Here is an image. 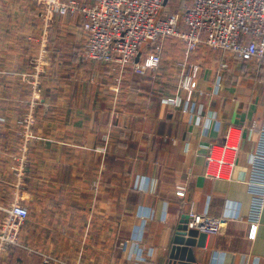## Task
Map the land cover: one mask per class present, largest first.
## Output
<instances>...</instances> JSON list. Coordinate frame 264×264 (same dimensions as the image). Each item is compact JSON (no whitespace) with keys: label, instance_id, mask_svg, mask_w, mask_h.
Here are the masks:
<instances>
[{"label":"crops","instance_id":"obj_1","mask_svg":"<svg viewBox=\"0 0 264 264\" xmlns=\"http://www.w3.org/2000/svg\"><path fill=\"white\" fill-rule=\"evenodd\" d=\"M193 2L165 0L164 12L183 13ZM22 3L0 0V219L15 199L28 217L20 246L0 253V264H44L46 257L56 261L50 264H174L173 239L191 209L224 221L218 233L205 234L203 248H192L194 264H264V205L251 223L248 185L264 116V79L241 81L242 61L232 59L226 75L219 67L231 55L206 47L188 61L180 41L170 39L158 46L162 64L145 82L119 93L112 81L107 107H101L95 104L105 98L100 66L78 54L85 47L83 16H55L45 28L35 4ZM42 41L48 65L42 67V100L33 110L36 140L22 161L11 125L27 108L30 96L20 84L28 81ZM187 61L201 68L193 83L198 118L182 109L178 76ZM82 96L86 102L80 106ZM216 121L236 127L240 140L227 179L204 175L205 147L221 142Z\"/></svg>","mask_w":264,"mask_h":264},{"label":"built area","instance_id":"obj_2","mask_svg":"<svg viewBox=\"0 0 264 264\" xmlns=\"http://www.w3.org/2000/svg\"><path fill=\"white\" fill-rule=\"evenodd\" d=\"M165 0H94L91 7H79L77 4L63 0H43L45 12L52 23L55 16L80 14L84 18L81 27L85 47L79 58L84 61L113 65L124 71L133 64V73L145 76L160 64L159 47L155 42L163 39H176L185 43V52L189 56L199 46L213 51L228 53L239 61H255L264 65V0H194L193 6L183 12L169 14L164 12ZM45 21V28L49 21ZM48 21V22H47ZM38 55V67L33 76H27L32 83L31 92L40 93L39 75L43 72L45 62V41L41 42ZM151 49L155 53L145 50ZM180 75V89L184 93V111H199L192 107L194 97L193 83L200 73V65L184 63ZM228 65L221 63L219 70L226 71ZM220 74L219 80L223 79ZM26 77V76H25ZM220 86L218 82L217 88ZM114 90V89H113ZM35 101L28 109L29 122H35ZM172 103V102H171ZM187 103V104H185ZM191 105V107H189ZM29 116V115H28ZM28 124V123H27ZM32 124H29L31 126ZM214 130L221 135L219 144L210 143L205 147L204 175L208 178L227 179L235 166L238 154L239 136L231 125L221 127L215 122ZM235 133V135H234ZM32 137V136H31ZM233 138L237 143H232ZM232 139V140H231ZM231 141V142H230ZM27 143H21L20 153L25 160ZM105 152L103 148L102 153ZM20 176V175H19ZM252 197L249 218L257 223L264 205V116L259 128V143L250 161L248 179ZM178 197L185 195L179 189ZM3 221L0 224V253L10 247L20 246L19 235L23 223L28 217V209L21 201L14 200L9 207L2 209ZM188 227L198 232L214 235L218 233L223 218L199 215L191 209ZM50 259L44 258V264Z\"/></svg>","mask_w":264,"mask_h":264},{"label":"trees","instance_id":"obj_3","mask_svg":"<svg viewBox=\"0 0 264 264\" xmlns=\"http://www.w3.org/2000/svg\"><path fill=\"white\" fill-rule=\"evenodd\" d=\"M166 40H170V39H166ZM157 42H155V44ZM80 43L85 46V42H84V39L83 38H81V42ZM179 43L185 49V43L182 42V41H180ZM200 48H205V47H203V46L202 47H199L193 54L189 55L188 61L189 60L190 61L194 60V58L197 56L198 50ZM205 49H207V48H205ZM207 50L213 51V50H210V49H207ZM145 51L148 52V53H155L151 49H146ZM82 52L83 51H80V53H78V54L81 55ZM218 52H220V51H218ZM31 59L32 58H30L29 62H31ZM230 59L237 60V59L233 58V56H232V57H229V60H226L225 61L227 63V65H228V67L226 69V75L229 74V72H230V63H229L230 62ZM82 61H84V60H82ZM188 63L191 64L190 62H188ZM97 64H99V66H100L98 72L101 75V77H103V85L101 86V90H102V95H104V97H105V98H103L104 101L105 100L107 101V93H106V91L108 90V85L109 86L112 85V81H113V85L119 86V93H122V91L127 86H131L130 84H133L132 85V88H133V86H135L137 84H140L142 82H145V80L147 79L146 76L149 75V73H147L145 76H140V75L134 74L133 73V64L126 66L125 69H124V71H122L121 73H120V70H119V74H117V72H118L117 67H115L113 65H104V64H100V63H97ZM161 64H162V59L160 58V64L159 65H161ZM248 65H250L251 68ZM114 71L116 72V74H114ZM237 73H239V76H240L241 81H244L245 79H247L249 77L251 78V80L252 79L254 80V76L255 75H257L258 77L260 76L261 78L264 79V77H263L264 76V65L261 64V63H256L255 61H242V66H240L238 68ZM28 80H29V78H28ZM237 80H239V79H236L235 78V82H237ZM129 81H130V83H129ZM20 87H21L22 94L24 96H26V97H29L30 96V93H29V87H30V85H29V83L28 82L21 83L20 84ZM26 106L27 105L24 104V107L25 108H26ZM25 110H23L22 112H26Z\"/></svg>","mask_w":264,"mask_h":264},{"label":"rangeland","instance_id":"obj_4","mask_svg":"<svg viewBox=\"0 0 264 264\" xmlns=\"http://www.w3.org/2000/svg\"><path fill=\"white\" fill-rule=\"evenodd\" d=\"M2 1V0H1ZM23 1V3L22 4H24V3H27V2H29V3H34L35 4V6L39 9V11L43 14L42 16L43 17H45V19H46V17H47V15H46V12H45V9H44V7L46 8V6L44 5V3H43V0H22ZM64 2H66V3H70V2H72V1H64ZM73 3H75V2H73ZM75 4H77V3H75ZM47 20L49 21H47L48 23H49V26L51 25V23H50V19H49V17H47ZM52 22H53V19H52ZM165 40L166 39H163V40H159L156 44H154L153 45V47H160L161 45H162V43L163 42H165ZM27 41V40H26ZM160 50V49H159ZM21 54V53H20ZM79 56H80V54H79ZM163 57V55H161V59H163L162 58ZM38 58V57H37ZM37 58H33L32 59V61H34L35 62V64L33 65V63H32V68L30 69V72L29 73H26V74H29V76H31L32 78H33V76H34V74H35V72H36V68L38 67V64H37V61H38V59ZM44 65H48V63H46L45 64V62H44ZM177 67H178V69H179V65H177ZM39 68V67H38ZM29 69H27V71H28ZM43 73V72H42ZM41 76L42 75H39V78H41ZM179 78H178V80L180 81V74H179V76H178ZM28 79V78H27ZM31 79V78H30ZM28 80L27 82L29 83V85H30V83H32L31 82V80ZM179 84V83H178ZM29 93H30V98H29V100L27 101V109H29L31 106H32V104L33 103H35V101H31V98H32V100L34 99V97L33 96H35L36 95V97H37V103L39 104V100H42V98H41V94L40 93H38V92H36V93H33V90H32V92H31V85H30V87H29ZM137 94H139V93H137ZM83 95V94H82ZM84 99H86V98H84L83 96L80 98V106H81V104L83 103L84 104V102H86V101H84ZM194 99L192 98V101H193ZM90 102H94V101H92V100H89ZM95 104L96 105H100L101 107H103L105 104H106V107H107V101L105 100H102V99H96V101H95ZM185 104H187V103H185ZM85 105H86V103H85ZM181 105V104H180ZM184 105V104H183ZM183 105H182V107H183ZM30 114L31 113H28V110L26 111V112H22L21 114H20V116L18 117V119L16 120V121H14L13 123H12V125L11 126H13V128L15 129V133H16V135L19 137V142L18 143H27V146H26V148H25V155L27 156V153H28V150H29V143H35V141L34 140H36V139H34L35 138V131H34V128H36V123H32V120L29 122V120H27V118L28 117H30ZM29 115V116H28ZM35 121H36V119H35ZM28 123V124H27ZM29 124H32L31 126H29L28 127V125ZM234 135H235V133H234ZM32 136V137H31ZM236 136H237V133H236ZM4 140V139H3ZM232 140V139H231ZM5 141V140H4ZM240 141V140H239ZM239 141H238V143H239ZM6 142V141H5ZM4 142V143H5ZM231 142V141H230ZM1 143V142H0ZM232 143H237V141L233 138V142ZM90 184H91V187H93V182L91 183L90 182ZM89 197V196H88ZM90 201H91V197H89L88 198V200L87 201H85L84 202V205H85V210H87V208H88V206H89V204H90ZM199 215H201V214H199ZM3 218H4V213H3V215H2V217H1V219H0V224H1V221H3ZM90 218V217H89ZM88 218V219H89ZM223 224H221L220 225V228H221V226H222ZM219 228V229H220ZM205 234V233H204ZM88 235H90V234H88ZM81 241V243H82V241H83V239L82 240H80ZM81 245V244H80ZM27 249L29 250V251H34V250H32V249H29V247H27ZM35 253H40L39 251H34ZM55 260V259H54ZM50 261H52L51 259H50ZM48 262V264H50V263H52V262H56V261H52V262ZM43 262H44V260H43ZM69 264H76V263H69ZM80 264V263H79Z\"/></svg>","mask_w":264,"mask_h":264},{"label":"water","instance_id":"obj_5","mask_svg":"<svg viewBox=\"0 0 264 264\" xmlns=\"http://www.w3.org/2000/svg\"><path fill=\"white\" fill-rule=\"evenodd\" d=\"M165 2V1H164ZM188 216L182 217L176 230L170 249L169 259L176 264L195 263L192 248H203L206 235L188 227Z\"/></svg>","mask_w":264,"mask_h":264}]
</instances>
